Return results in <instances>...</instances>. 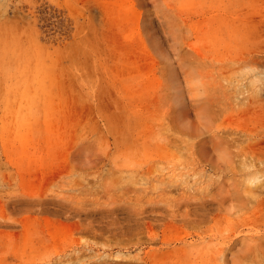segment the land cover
<instances>
[{"label": "rangeland", "instance_id": "374dc122", "mask_svg": "<svg viewBox=\"0 0 264 264\" xmlns=\"http://www.w3.org/2000/svg\"><path fill=\"white\" fill-rule=\"evenodd\" d=\"M0 264H264V0H0Z\"/></svg>", "mask_w": 264, "mask_h": 264}]
</instances>
